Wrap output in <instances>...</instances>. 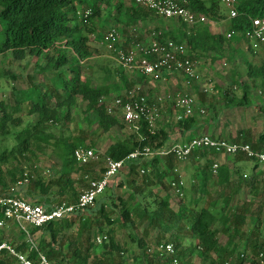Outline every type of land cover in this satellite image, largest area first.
Segmentation results:
<instances>
[{"label": "trees", "instance_id": "1", "mask_svg": "<svg viewBox=\"0 0 264 264\" xmlns=\"http://www.w3.org/2000/svg\"><path fill=\"white\" fill-rule=\"evenodd\" d=\"M114 0H0V51H11L17 57H23L27 54L32 56H44L46 64L38 63L37 74L46 77L49 82H43L41 85L34 83V77H31V85L24 90L18 91L16 107L27 105L29 114H37L38 120L30 126H26L16 133L17 144L11 149L5 148L0 152V194H5L11 184L18 183V171L22 170L5 168L9 162L20 155H27L33 151V142L44 139L60 158L59 163L52 166L51 174L46 177L39 175L37 179L30 176L29 182L21 184L19 195L34 201L42 203L48 208L56 204V197H64L62 201L76 202L79 198L78 192L73 186V175L80 169L88 172L91 166H80L75 159V149L80 146H86L85 137H77L73 140L63 137H44L43 126L46 122H70L72 120L71 111L79 103V99L87 102L88 110L96 115L99 121V127L103 131H109L114 126L124 124L119 114L108 112V103L103 100L108 93L107 88L95 86L88 79H85L79 69L81 60L87 59L93 55L89 47V37L87 31L92 32L88 22L99 18L104 9H111ZM80 5V7H78ZM185 5L196 12H201L213 19H223L225 14L222 12L221 3L218 0H186ZM123 7H126L123 9ZM239 15L231 18L228 30L246 32L250 27V18L264 16V0H241L238 4ZM90 13L86 15V11ZM119 15L127 14L132 22L144 20L151 15V10L141 7L133 2L130 7L125 5L123 0L116 7ZM125 11V12H124ZM126 16V15H125ZM208 16V17H209ZM119 19V18H118ZM175 19V18H173ZM119 20H122L121 18ZM179 20V19H177ZM180 21V20H179ZM186 24V23H184ZM189 32L177 33L163 32V38H170L187 45L188 53L195 58L197 51H221L224 48L226 40L236 39L238 42L244 40V36L235 35L228 38L226 34L212 33L208 25L200 24ZM171 35L169 37V35ZM193 53H196L193 54ZM248 76L253 80L261 78L264 82V63L257 65L247 61ZM143 77H145L143 75ZM45 80V78H43ZM228 95L229 92L227 91ZM229 101L231 100L227 96ZM248 95L238 99V105H249ZM233 101L235 99L233 98ZM2 103V102H1ZM3 114L0 117V128L7 127L10 121L15 118L8 112V108L13 106L2 103ZM201 115L195 112L191 116H184L177 119L174 123H168L163 126H156L150 129L148 123L144 120L141 127V135L132 133L124 139L117 140L111 144L105 151L104 156H110L116 160L125 159L126 163L121 170L123 174L135 175L136 169H146L142 174L143 183L151 187L161 186L164 194L157 193L161 198H155L154 202L158 204L157 208L151 209L149 204L143 199L128 201L122 197H116L113 192L110 194L99 195L95 205L89 207L84 212H80L77 217L63 218L52 221L42 227L34 230H42V237L37 249L29 250L27 244L17 245V249L28 252L30 257L36 258L38 252H43L52 264H65L67 257L64 255V247L68 250L73 249V244L66 241L61 233H66L72 229L78 222V240L81 246L85 247L87 253L74 251L72 259H77L76 264H87L83 259L90 255L92 247L95 245L91 241L94 220L92 215L99 214L109 224L120 221L133 225H149L159 228L165 235L158 241L160 243L166 237L176 222L190 220L189 232L196 240L195 246L203 257H215L213 264H244L246 260L255 262L258 255L264 252V238L261 239V209L253 210L251 203H243L240 206H231V197L225 198L221 208L215 212L218 200L211 198L208 204L199 208L189 210L186 215L183 209L174 212L170 206L169 184L165 179L173 174L176 160L173 156L165 158L155 157L152 159L128 158L132 152L138 148L151 146L152 148H163L170 144L172 133H181L185 135L198 128L201 122ZM20 120V118H19ZM143 136L144 139L141 138ZM243 140L250 143L254 149L264 151V134L254 142L247 135H243ZM240 138L234 139L239 140ZM209 152L202 150L194 154L193 157L204 159L205 165L198 173L200 191L206 192V185L210 175H212L213 161L208 158ZM103 156V157H104ZM243 160L244 155H238ZM249 159V158H248ZM154 176L150 174L152 169ZM151 169V170H150ZM234 172V173H233ZM120 174V173H119ZM118 174V175H119ZM236 178H233L234 175ZM117 175V176H118ZM116 176V177H117ZM252 181L244 178L240 168L231 170L227 165H221L218 172L219 185H228L231 181H237L240 185L245 183L250 185L252 190L257 189V178L252 175ZM136 182V178H132ZM135 186V183H132ZM20 186V187H21ZM133 186V188H134ZM107 189V188H106ZM145 191L138 185L133 189L132 196H141ZM18 194V192H16ZM104 194V195H103ZM209 197V196H208ZM117 200H119L117 202ZM121 205V208H120ZM121 213L122 218H111L114 213ZM87 213V214H85ZM249 216L256 217L252 228L246 230ZM2 215L0 214V218ZM222 224V231L228 234V241L223 244L219 239V229L215 226L216 222ZM98 226H102V221L98 220ZM146 231V228L144 229ZM85 233V237H84ZM107 238L102 242L104 247V257L100 258L96 264H127L126 260L120 257V243L116 240L114 230L106 231ZM61 237V238H60ZM3 240L0 230V242ZM108 240V241H107ZM243 240L246 248H251V253L246 255L237 253L236 241ZM172 241V240H169ZM96 242V240H95ZM97 243V242H96ZM144 239L139 240V244L144 248L142 264H168L169 257H164L159 251L155 250L149 253ZM157 243V244H158ZM178 250V257L182 263V254L179 253L180 244H175ZM113 253H117L121 260L116 261L112 258ZM3 258L0 264H12L13 259L6 252L2 253ZM57 262L55 259H59ZM55 261V262H54ZM69 264V263H68Z\"/></svg>", "mask_w": 264, "mask_h": 264}, {"label": "rangeland", "instance_id": "2", "mask_svg": "<svg viewBox=\"0 0 264 264\" xmlns=\"http://www.w3.org/2000/svg\"><path fill=\"white\" fill-rule=\"evenodd\" d=\"M123 1L127 7H130L134 2L133 0ZM119 3L120 0H114L111 9H104L99 18L88 22L89 26L93 29L92 32L87 31L89 47L93 55L81 60L79 64V69L85 79L90 80L95 86L107 88L108 93L103 98L105 102L113 103L116 97L128 93L136 85H142L144 92L150 95L151 100L165 94L176 95L178 92H184L194 97L198 107L205 110L204 113L200 114V109L197 106L195 107V112L201 115V122L198 128L191 133V136L209 133L222 138L243 139V135L245 134L256 142L261 134H264V82L261 78L253 80L247 74V61H251L257 65L264 63V43L254 46L248 40L238 42L234 38L228 39L224 42V48L221 51L202 52L199 50L197 51V55L193 53L196 55L195 60L197 61L193 77L188 78L179 72H174L170 80L168 78L167 80L153 81L150 78L143 77L135 69H126L121 66L117 53L108 47L105 36L112 29H115L118 37L115 47L131 51L148 44L159 31L171 33L189 32L197 26H189L177 19L161 17L153 11H151V15L146 19L134 23L123 11L121 15L118 14L120 12H117L116 7ZM125 8L123 7V9ZM222 12L225 14V20L217 22L208 15L212 21L207 22L205 25H210L212 28H215L217 33L224 36L229 29L231 20L228 16L227 7L225 10L222 9ZM46 62L43 55L37 57L27 54L23 57H17L11 51H0V117L3 114L1 104L4 103L13 104L11 108H8V112L15 118L8 123L6 128H0V152L5 148L11 149L15 146L18 142L16 133L29 124L30 126L33 125L38 120L37 114L28 113L26 104L20 107H16L15 104L19 96L18 91L27 89L31 85V77H34V83L40 85L43 82H49L46 77L37 74L36 65L38 63L45 65ZM227 91L229 92L228 95L226 94ZM245 95H248L247 100L250 102L249 105H238V99ZM227 96L231 99L230 101ZM233 98L235 101H233ZM177 113L178 111L171 102H164L162 118L158 121L157 126L161 127L168 123H174L177 120ZM71 114L72 120L67 123L46 122L40 127H44L43 136L50 137L52 135L71 140L77 137H85L88 148L100 152L101 158H103L105 151L111 144L132 134V129L124 121V124L120 123V125L114 126L109 131L101 130L95 113L88 110L87 102L82 99H79L78 105L73 107ZM119 116L121 118L120 113ZM186 139L174 138L176 141ZM208 158L213 163L219 162L220 166H229L231 170L240 168L244 178L250 182L253 179L252 175L255 174L257 189L251 192L252 188L250 185H246L245 183L240 185L237 181H231L228 185H219L218 174L214 175L212 173L206 185V192L203 194L200 191L198 173L203 169L205 160L191 156L184 162H176L186 185L184 196L176 195L169 187L171 209L174 212L183 209L185 214L188 215L189 210L199 209L207 205L208 201L213 197L218 200L215 212H218L217 214L220 215L218 210L225 201V198L230 196L231 206L233 207L247 202L252 204L253 210L261 209L260 236L263 239L264 163L248 158L240 160L238 156H219L214 153H210ZM60 161L52 145L40 138L33 142V151L31 153L25 156H18L5 165V168L9 167L13 170L18 168L22 170L23 173L18 171L17 176L19 180L23 181L28 177L27 182H29L30 176L32 179H37L39 175L48 177L51 174L52 166ZM86 166H91L88 172L80 169L73 175V186L78 194L87 186L88 179L84 176L89 174L91 177H97L99 175L97 168L103 169L105 162L102 159L98 163L92 162ZM141 170V168L136 169L135 175L120 172L117 177L111 180L104 194L113 192L116 197H122L129 202L134 199V204L137 203V199L141 198L145 203L149 204L151 209L157 208L158 204L154 200L155 198H161L157 193L164 194L163 189H161V186L151 187V185L144 184V176L142 175L144 173ZM150 174L153 177L155 171L152 169ZM133 177L136 178V182H132ZM233 178H236V176L234 175ZM132 183H135V186L140 185L143 187L145 191L141 193V196H132L133 189L135 188ZM165 183L169 184V177L165 179ZM20 186L19 181L16 185L11 184L7 193L18 192L19 195V190L22 188ZM64 199V197L58 196L55 202L58 203ZM111 216L114 219L122 218L120 212L114 213ZM92 217L95 224L92 229L91 241L95 245L89 252L90 255L83 259V263L86 260L87 264H96L100 258L104 257V243H96L95 237L98 234H106L107 230H114L115 238L121 246V252H124L123 255L120 253V257L124 258L127 264H142L141 259L143 258L144 248L139 244V240L144 239L143 244L148 248V252L153 253L156 250L158 241L165 235L159 228L147 224L138 225V222H136L133 225H124L120 221L109 224L97 213L93 214ZM98 220L102 221L101 227L96 223ZM255 221L256 217L249 216L245 229L252 228ZM77 224L66 233H61V237L63 236L66 241L68 240L73 244L72 250H68L66 246L64 247L63 252L67 257L64 260L65 264H76L77 259H72L74 251L78 250L87 253L85 247L81 246L80 241H82V238L78 240ZM189 226V219L176 222L174 227L166 233L164 240H172L175 244H180L179 253L183 255V264H213L215 257H203L196 248V240L191 236ZM215 226L219 229L220 241L226 243L228 241V234L222 231L221 222L217 221ZM145 228L146 231H144ZM0 230L3 235L2 241H9L15 246L25 242L24 235L16 223L8 222L5 226L0 227ZM32 234L38 245L42 237V230L32 229ZM236 246L237 251L234 257H236L237 253H243L244 251L246 255L251 253V248H246V243L243 240H237ZM120 257L117 253H113L112 255V258L116 261L121 260ZM2 258L3 256L0 254V259ZM58 260H61V258L55 259L56 262Z\"/></svg>", "mask_w": 264, "mask_h": 264}, {"label": "built area", "instance_id": "3", "mask_svg": "<svg viewBox=\"0 0 264 264\" xmlns=\"http://www.w3.org/2000/svg\"><path fill=\"white\" fill-rule=\"evenodd\" d=\"M133 1L161 17L179 19L189 26L206 24L212 21L206 14L196 12L186 6V0ZM219 1L227 7L230 19L239 15L238 4L240 0ZM89 13L90 10H87L86 15ZM235 35L244 36V40L252 42L254 46L264 43V16L251 17L250 27L244 33L235 30L226 32L228 38H232ZM105 40L108 47L117 53L121 66L126 69H135L153 81L165 80L166 78L163 75L165 71L171 73L179 72L188 78L193 77L195 74L197 61L188 53L187 45L170 38H163L162 31L156 33L148 44L131 51L115 47L116 40H118L115 29H112L105 36ZM165 95L151 100L150 95L144 92L142 85H136L128 93L116 97L113 103L107 102V109L111 114L120 113L121 120L132 129V133L141 135L140 130L144 120L148 123L151 130L157 126L158 121L162 118L164 102H171L178 111L176 119L193 115L195 107H198L194 97L190 94L178 92L176 95ZM199 109L200 114L205 112L204 108L200 107ZM141 138L144 139L143 136ZM202 150H207L209 154L214 153L226 157L244 155L250 160L264 163V151L254 149L250 143L243 139L222 138L209 133L191 136L186 140L173 141L163 148H152L151 146L138 148L128 158L137 159L142 157L152 159L155 157L165 158L173 156L177 163H181ZM74 156L80 166L88 165L92 162L98 163L102 159L105 162L103 169L97 168L99 171L97 177H91L89 174L84 176L88 179V183L81 191L76 202L60 201L48 208L42 203H35L14 192L0 194V214L2 215L0 227L5 226L8 222L16 223L24 235V241L29 250L37 249L38 246L33 237L32 229L63 218L77 217L80 212H84L89 207L94 206L97 197L106 190L111 180L121 172L126 163L125 159L116 160L110 156L101 158L100 152L85 146L76 148ZM219 168L220 163L214 162L212 166L214 175L218 174ZM141 171L145 173L146 169L142 168ZM27 181L28 177L19 182L20 184H25ZM185 185L181 170L176 164L173 174L169 177V186L176 195L184 196ZM106 238V235L98 234L95 240L102 243ZM156 250L162 256L169 257L171 264H181L177 254L178 250L173 241H161L157 244ZM3 252H6L13 259V264H52L43 252H38V256L32 258L28 252L18 250L17 246L9 241L0 242V254ZM244 264H264V252L258 255L255 262L246 260Z\"/></svg>", "mask_w": 264, "mask_h": 264}, {"label": "crops", "instance_id": "4", "mask_svg": "<svg viewBox=\"0 0 264 264\" xmlns=\"http://www.w3.org/2000/svg\"><path fill=\"white\" fill-rule=\"evenodd\" d=\"M241 1V0H240ZM223 6V7H222ZM222 6H221V8L223 9V10H225L226 9V7L222 4ZM216 20V19H215ZM223 20H225L224 18L223 19H218V20H216L217 22H222ZM209 28H210V31L212 32V33H217L216 32V30H215V28H212L210 25H209ZM174 30H175V28H173ZM175 31H177V30H175ZM178 35L180 34V32H178L177 33ZM174 72H168V71H165L164 73H163V75H164V77L166 78L165 80H167L168 78H169V80H170V77L172 76V74H173ZM168 84V83H167ZM195 131V130H194ZM194 131H191V132H189V133H187V134H185V135H182L181 133H172L171 134V137H170V143L171 142H173V141H176V140H174V138H176V137H179L180 139H183V138H188V137H191V133L192 132H194ZM185 194V193H184ZM217 205H218V203H217ZM221 208V207H220ZM223 244H225V243H223Z\"/></svg>", "mask_w": 264, "mask_h": 264}]
</instances>
